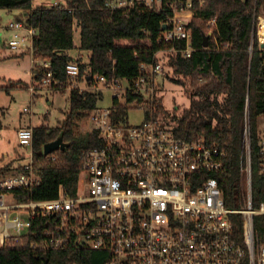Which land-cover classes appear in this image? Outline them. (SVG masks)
I'll return each mask as SVG.
<instances>
[{
	"label": "built area",
	"instance_id": "1",
	"mask_svg": "<svg viewBox=\"0 0 264 264\" xmlns=\"http://www.w3.org/2000/svg\"><path fill=\"white\" fill-rule=\"evenodd\" d=\"M156 1L140 0L148 8ZM199 6L202 0H196ZM57 4H50L54 7ZM109 8L125 6L124 1L106 3ZM192 0H177L173 14L158 38L164 47L150 62H142L134 78L103 74L81 76L79 65L68 63V84L64 90L91 92L99 97L110 94L109 107L96 106L89 115V131L98 143L82 153L78 189L71 196L63 192L50 200H23L15 191L29 192L40 183L33 167L32 127L17 131L19 145L25 147L28 162L23 170L0 175V248L22 243L30 234L31 248L44 252L68 248L100 252L101 264H264V199L252 205L250 127L245 120L244 159L241 169L246 189L244 206L226 208L215 175L225 164V153L201 138L177 137L172 127L154 116L157 77L167 70L158 55L190 57L192 33L188 27L193 13ZM214 19L209 21L213 24ZM13 31L8 46L27 50L39 81L36 87H56L50 59L33 54L35 29L22 22H10ZM23 31L24 34H20ZM264 52V13L254 11L252 42ZM183 46H178V42ZM85 82V85H81ZM80 84V85H79ZM138 102L146 119L128 126L116 106ZM124 106V105H123ZM26 111V109H24ZM260 175L264 177V140L258 144ZM48 160L55 156L46 155ZM10 195L14 203L6 204ZM242 215L241 232L231 215ZM261 222L255 228L254 218ZM46 255V254H44ZM73 264H77L76 262Z\"/></svg>",
	"mask_w": 264,
	"mask_h": 264
},
{
	"label": "trees",
	"instance_id": "2",
	"mask_svg": "<svg viewBox=\"0 0 264 264\" xmlns=\"http://www.w3.org/2000/svg\"><path fill=\"white\" fill-rule=\"evenodd\" d=\"M124 1L125 6L109 8L108 2ZM177 0H161L159 7L152 3L148 8L139 0H60L54 7H33V0H0V9L23 10L27 16L26 26L35 29L32 40L33 54L48 58L54 78L59 83L52 87L65 91L68 77L66 65L75 62L81 76L103 74L120 78H134L139 74L142 62H150L153 54L164 47L157 40L162 35V26L171 18ZM199 6L193 2L190 57L163 54L167 78L174 84L183 85L190 95L189 108L179 115L165 114L163 121L170 125L177 137L185 140L201 138L206 144L224 151L225 164L215 175L224 205L239 210L246 200V189L241 169L244 159V126L247 118L250 127L252 205L257 207L264 199V177L260 175L258 142L253 138L252 124L264 115V52L252 42L253 14L258 12L264 0H202ZM214 19L213 24L208 25ZM79 31V49L87 51V62L73 57V33ZM210 34L207 35V31ZM208 37L207 47L203 38ZM178 46H183L180 41ZM171 73V74H170ZM170 74V75H169ZM34 75L33 81H39ZM21 82H19L20 84ZM18 84V85H19ZM71 110L89 116L96 107L97 96L91 92H69ZM118 116L125 114V106H116ZM162 110L157 99L154 116ZM1 127V125H0ZM33 167L40 183L29 192L15 191L23 200H50L63 192L73 196L78 189L82 153L96 145L95 132L75 130L72 118L61 125L32 127ZM58 138L63 149L52 152L55 160H48L43 146ZM23 170V165L14 167L12 162L0 166V175ZM235 229L241 232L242 215H231ZM261 218H254L255 228ZM36 239L32 234L22 243L0 248V264H101L100 252L77 250L73 247L44 252L31 248ZM44 254L48 262L43 259Z\"/></svg>",
	"mask_w": 264,
	"mask_h": 264
},
{
	"label": "rangeland",
	"instance_id": "3",
	"mask_svg": "<svg viewBox=\"0 0 264 264\" xmlns=\"http://www.w3.org/2000/svg\"><path fill=\"white\" fill-rule=\"evenodd\" d=\"M59 3L60 0H33L32 6H49ZM258 13H264V4L259 6ZM192 15L188 18L190 21ZM27 19L28 16L23 10L0 9V166L12 162V165L16 167L28 162L27 150L19 145L17 137L19 127H25L29 124L32 127L40 125L56 127L67 118H72L76 132L89 131V116H82L71 110L68 99L69 92L49 87H36L35 94L32 96L29 87L36 83L34 81L29 82L31 56L27 50L22 57L17 59L4 57V53H7V47L9 49L8 41L13 35V31L6 29L7 26L10 22L17 21L26 24ZM19 33L24 34L23 31H19ZM206 34L209 35L210 30ZM79 39V31L75 29L73 33L75 46L69 51V54L75 58L81 57L83 63H86L88 52L79 49ZM19 50L21 51V49ZM163 57L158 55V59L164 64L166 59ZM164 70L169 69L164 67ZM32 72L35 73L36 71L33 70ZM19 80L22 81L20 84L17 82ZM80 84L85 85V82ZM157 84L156 99L162 107V110L159 111L160 119H163L165 114L179 115L189 108L190 95L186 87L170 82L167 74L164 77H157ZM96 96V106L109 107L112 104L109 93L105 92L100 97L96 94ZM119 101L125 106L124 122L128 126H137L146 119V112L140 108L138 102L127 103L122 97ZM251 127L253 138L259 144L261 140H264V115L256 118ZM5 203H14L10 195H6Z\"/></svg>",
	"mask_w": 264,
	"mask_h": 264
},
{
	"label": "water",
	"instance_id": "4",
	"mask_svg": "<svg viewBox=\"0 0 264 264\" xmlns=\"http://www.w3.org/2000/svg\"><path fill=\"white\" fill-rule=\"evenodd\" d=\"M166 28L165 25L162 26V29L164 30ZM207 40H208V37L207 36H204L203 38V47H207ZM64 148V144L62 143V140L61 138H58L50 143H47L43 146V154L44 155H48V154H51L52 152H55L59 149H63ZM43 259L45 262H48V257L47 255H44L43 256Z\"/></svg>",
	"mask_w": 264,
	"mask_h": 264
},
{
	"label": "crops",
	"instance_id": "5",
	"mask_svg": "<svg viewBox=\"0 0 264 264\" xmlns=\"http://www.w3.org/2000/svg\"><path fill=\"white\" fill-rule=\"evenodd\" d=\"M24 25H26V24H24ZM7 29V28H6ZM7 45V44H6ZM26 53V51L25 50H19V51H13V50H11L10 48L8 49V47H7V53H4V57H9L10 59H13V58H15V59H17V58H19V57H22L24 54ZM31 68H30V72H29V82H31V81H33V77H34V73L32 72L34 69L32 68V64H31V66H30ZM21 80H19V81H17V82H20ZM22 82V81H21ZM25 127H32L31 126V124H29V125H27V126H25ZM20 128H24V127H19L18 129H17V131L20 129ZM0 129H1V127H0Z\"/></svg>",
	"mask_w": 264,
	"mask_h": 264
}]
</instances>
